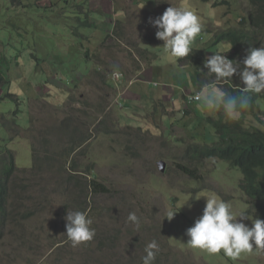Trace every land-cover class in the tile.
<instances>
[{
	"label": "rangeland",
	"instance_id": "rangeland-1",
	"mask_svg": "<svg viewBox=\"0 0 264 264\" xmlns=\"http://www.w3.org/2000/svg\"><path fill=\"white\" fill-rule=\"evenodd\" d=\"M40 1L42 6L52 2L54 12L68 16L73 25L76 19H71V13L76 7L85 11H91L92 7L82 2L86 0ZM142 1L113 0L116 9L108 3V22L113 26L118 20L120 28L126 29H119L127 38L124 44L101 47L100 40L94 38L95 29L92 31L81 26L83 33L91 38L84 44L95 55L93 61L82 59L75 53L65 55L64 60L69 67L80 63L78 69H81L66 77L65 80L74 85L66 96L59 89L45 86L55 83L56 79L52 76L48 79L42 71L36 72L33 58L36 55V61H41L52 57L50 54L43 57L39 53L42 44L50 47L56 42L68 50L77 51V45L68 46L61 38L56 41L57 34H62L66 41L74 36L68 30L71 25L68 29L61 27L56 23L63 21L54 16L50 21L45 19L43 8L36 7L26 12L27 9L17 6L16 0H0V52L10 56L8 62L0 63V67L10 78L7 92L15 95L0 99V147L14 151L18 167L29 168L33 162L32 140L40 160H48L57 167L41 169L39 174L42 178L32 177L29 170L21 171L12 181L9 217L1 226L0 264H142L144 248L153 239L160 246L154 264H264V252L254 250L233 260L226 257L223 251L210 254L187 243L189 237L186 230L202 215L210 194L231 203L234 209L246 211L249 220L243 222L249 227L251 219L258 218V215L256 209L246 203L247 196L240 189L241 171L230 167L226 161L207 159L194 165L193 161H189L191 169L200 174L198 180L177 169L175 163H187L186 159H182L186 145L203 142V129L195 133L194 126L198 120L190 110L186 112L182 107L179 92L175 96L177 100L167 105V114L161 115L166 102L158 104L162 101L160 93L168 92L163 85L172 86L169 94L178 87L171 84V77L158 78V66L147 70L153 80L147 82L145 76L132 80L136 78L135 67L149 64L140 60L138 50L128 43L151 36L156 29L149 23L150 18L155 19L151 14L161 16L164 12L155 8L150 14L147 10L153 9L154 0ZM164 1L158 0L157 6L164 8L186 4L199 15L203 28L192 45L198 48L208 43L209 36L216 29L243 14L238 7L244 12L246 5L245 0H230V4L220 2L215 5L214 2L220 0ZM22 2L34 3L35 0ZM106 17L95 11L93 13L97 21ZM116 24L114 31L117 30ZM102 31L103 26H100L99 35ZM149 40L153 43L158 41L157 38ZM141 45L149 50H158L148 40H143ZM158 53L159 59L152 64H162L170 72H186L177 70L183 61L171 57L163 47ZM110 55L116 57L113 62ZM173 59L177 60L174 66L170 64ZM116 70L123 73L119 80L111 77ZM45 72L49 73L50 69ZM129 80L134 82L135 89H131L135 95L133 99L147 106L145 112L149 116L145 117V123L136 121L140 112L122 111L115 105L99 117L98 106L105 110L111 103L109 98L115 96ZM123 89L126 93V88ZM4 94L5 90L0 89V96ZM194 103L190 105L192 109ZM196 114L199 117L200 110ZM30 121L33 131L25 134L24 130L32 126ZM15 123L20 129L13 127ZM205 127L214 132L210 124H205ZM48 128L49 137L44 132ZM72 130L79 135L76 139L69 137ZM81 141H84L82 146H69ZM160 163H163V170H160ZM93 177L107 190H88V183ZM57 179L62 181L57 189L47 185V182ZM17 193L24 198L14 196ZM37 195L44 197L39 200ZM83 200L81 209L90 210L96 235L92 241L72 247L65 234V216ZM29 209H34L35 214L21 216ZM169 210L177 212L171 220L166 218ZM130 212H136L140 218L139 230L127 220Z\"/></svg>",
	"mask_w": 264,
	"mask_h": 264
},
{
	"label": "trees",
	"instance_id": "trees-1",
	"mask_svg": "<svg viewBox=\"0 0 264 264\" xmlns=\"http://www.w3.org/2000/svg\"><path fill=\"white\" fill-rule=\"evenodd\" d=\"M82 2L90 6L89 0ZM157 2L158 0H154L155 5L153 9L147 10L150 14L155 8L159 11H165L166 8L169 7L166 6L164 8H160L157 6ZM161 2L164 3L165 1L161 0ZM220 2H226L229 4L231 3L230 0H220L214 2V5L219 4ZM245 2L246 5L244 7V12L240 7H238L243 14H239L237 18H235L233 21H230L229 24H225L223 26L225 28L221 27L216 29L217 31L212 36H209L210 40L208 43L200 46L199 48L195 46L193 47V51L190 53V55L184 58H178V61H183L182 64L185 63L195 68V74L192 76V78L198 89H201L205 84L214 86L215 76L214 74L209 75L207 73L208 69L204 67V62L208 57L217 51L224 52L228 59L235 60L238 63H241V66H243L242 61L247 54V49L250 46L255 48L264 46V0H245ZM16 4L17 6H21L23 9H27L26 12H29L31 9H35L36 7H38V9L43 8L44 13L42 16L45 19L50 21L52 16H54L56 19L63 21V23L59 21L56 23L60 24L61 27H66L68 29L69 25H71L70 29L68 30L72 31L74 36H72L69 41H66L63 39L62 34H57L56 41L57 39L61 38L64 44L68 46L69 44L77 45V51L68 50L63 45H57L56 42L50 47H46L45 44H42L39 47V53H41L43 57H48L47 54H50L52 57L49 56V58H44L41 61H36V55H34L33 58L36 72L42 71V73L45 74L48 79L49 76H52L56 79L55 83L46 84L45 86H47L49 89L55 87L61 89L60 84H62L67 87V89L63 88L61 92H64L68 95L71 90L68 88V86L73 89L74 85L69 83L70 80L65 79L68 75L77 71L80 63H78V65L74 64L69 67L64 60L65 55L68 53L79 54L82 59H87L88 61H93L92 57L95 55L94 53L89 52L88 47H86L84 44V41L91 39L90 35L83 33L84 29L81 28L82 25H84L85 29H91L92 31L96 28L95 19L93 18V7H90L91 11H85L80 7H76L77 10L75 8V12L71 13V19H76V22L73 25L72 20L68 19V16L57 15L54 12V9H52V2L50 5L42 6L40 0H35L34 3H23L22 0H16ZM151 17L156 18L159 16L151 14ZM227 20L229 19L227 18ZM119 22L120 21L116 20L117 30H113L114 32L112 33L114 34L113 36L118 39L117 42L119 44H124L127 38L124 36V34H121V31H119V29L122 30V28H120ZM236 22H238V26H235ZM57 27L58 26H56V28ZM153 28L155 27L153 26ZM156 31L157 29L153 30L151 36H148L147 38L143 36L144 39L128 43L131 44L135 50H138L137 57L140 60L142 59V61L147 64L159 59L158 51L163 47L164 42L162 40L158 39L156 43H153L149 40L156 39ZM143 40H148L152 45L157 47L158 50L154 51L141 47L140 42ZM100 46L104 47V45ZM214 46L216 47L214 48ZM229 47L231 48L228 51ZM8 58H10V56L7 53L3 51L0 52V63L8 62ZM115 59V56L110 55V60L112 62ZM48 68L50 69L49 73L45 72V70ZM9 80L10 78L4 74L0 67V89L2 91L5 90V94L0 96V99L15 96L14 94L7 92L10 84ZM74 80L75 79H73V81ZM221 86L232 94H239L240 88L244 87L237 74L233 75L231 81L228 83H222ZM187 110H189V108ZM11 120L14 119L12 118ZM67 122L70 125V122ZM30 123L32 125L31 121ZM205 124H210L214 132L211 133V130L207 129ZM3 125L8 127L6 124ZM13 127L20 129L16 123L13 124ZM32 128L33 125L25 129L24 133L30 134L33 131ZM201 130L204 136L203 142H192L186 145L182 159H186L187 163H175L177 169L186 175L188 174L192 179L198 180L200 174H198V172H196L194 169H191L192 166H189V161H193L192 165L202 164L203 161L207 159L226 161L230 167L237 168L241 171L242 179L240 183V189L247 196L246 203L256 209L259 219L264 220V92L253 95L249 109L243 112L239 119L230 121L223 115L222 111L217 112L215 116L209 115L202 118L201 121H198L197 125L195 126V133ZM44 132L49 134L47 137L51 135L50 128L44 130ZM76 132V130H72L69 137L76 139L79 136L78 134L76 135ZM83 142L84 141H81L77 144L73 143L72 145L69 144V146L73 148L82 146L84 144ZM31 146L33 162L32 166L29 168L18 167L16 165L14 151L7 147H0V234L2 232L1 226L6 223L9 217L8 205L10 201L11 184L12 181H14L19 176L18 173L29 170L31 172L29 175H32V177L38 176L39 178H42V176L39 174L41 169L56 167L55 164L48 160L43 162L40 160L39 154H37L34 147L36 144L32 140ZM74 151L75 149H73L72 152ZM91 174L93 176L95 175L94 172H91ZM34 183L38 184V181L34 180ZM61 184L62 181L59 179L54 180L52 183L47 182V185L54 189H57L59 186H61ZM88 190L94 192H104L107 190V188L93 177L90 183H88ZM14 196L20 199L24 198V196H22L20 193H17ZM43 197L44 196L37 195L39 200ZM84 201L85 200L79 201L75 210L82 211L81 207ZM34 214L35 210L29 209L25 211L24 215H20L23 217H29Z\"/></svg>",
	"mask_w": 264,
	"mask_h": 264
},
{
	"label": "clouds",
	"instance_id": "clouds-1",
	"mask_svg": "<svg viewBox=\"0 0 264 264\" xmlns=\"http://www.w3.org/2000/svg\"><path fill=\"white\" fill-rule=\"evenodd\" d=\"M149 23L157 29L156 38L164 42V51L175 58H184L190 55L193 51L194 40L203 28L199 15L186 4L169 6L161 16L155 19L150 18ZM242 65L235 60L228 59L222 51H217L208 57L204 62V67L208 69L209 75L214 74V86L205 84L201 89L193 88L191 94H188L190 92L185 93L186 106L190 107L192 103L201 101L203 108L210 113L222 111L230 121L239 119L242 113L249 109L253 95L264 92V46L260 48L250 46ZM234 74L239 76L244 85L240 88L239 94H232L221 86L222 83L231 81ZM113 75L119 77L117 79L119 80L123 73L116 70L111 75L114 79ZM126 85L122 86L121 91H124L123 88ZM60 87L59 91L65 88L62 84ZM68 88L72 90L70 86ZM55 89L58 88L55 87ZM61 93L66 95L64 92ZM194 96L195 99H190ZM109 99L111 103L105 110L98 106L99 117L107 112L112 105L117 108L124 107L119 95ZM187 109H185L186 112L189 111ZM89 211H67L65 234L72 247L90 242L96 235ZM175 213H177L175 210H169L166 218L171 220ZM127 220L139 230L141 221L136 212H130ZM244 220H249L246 211L234 209L231 203L215 194H210L206 198L202 215L194 221L193 226L186 230V235L189 237L187 243L194 249L204 250L210 254L223 251L226 257L233 260L240 258L243 253H253L254 250L264 252V220L252 218L250 227L243 222ZM159 251L160 246L155 239L147 243L144 248L145 255L141 258L142 264H154Z\"/></svg>",
	"mask_w": 264,
	"mask_h": 264
},
{
	"label": "crops",
	"instance_id": "crops-1",
	"mask_svg": "<svg viewBox=\"0 0 264 264\" xmlns=\"http://www.w3.org/2000/svg\"><path fill=\"white\" fill-rule=\"evenodd\" d=\"M109 2L112 3L113 6H114V9H116V3L113 2V0L112 1L111 0H89V3L92 5L94 11L97 14H99V15H107V17L105 19L101 18L98 21L95 20L96 28L94 30V32L96 34L94 36L95 40L99 39L100 40V44L99 45H104V46L109 45V44L110 45H114L115 42H116V44L118 43L117 42L118 39H116L113 36V33H112L113 32L112 30H113V28H114V26L116 24V21L113 23V26H112L111 22L110 23L108 22V9H107V7H108V3ZM131 6H133V4ZM100 26H103V31L99 35ZM111 26H112V28H111ZM122 30L125 31L126 29H122ZM140 46L143 47L141 45V42H140ZM143 48H146V47H143ZM176 61H177L176 59H173L170 64L172 66H174ZM155 66H158L160 68L159 75H158L159 79H162V77H164V76L165 77H171L173 79V80H171V84H174V85H176L178 87L177 90L172 91V94H169V90H170V88L172 86L167 84V83H166V85H163L164 88H166L168 92L164 93V91H162L160 93V96H162V101H159L158 104H162L163 102H166V104L163 103L165 105V108H164L165 110L161 114L162 116L167 114L166 111H169V109H168L169 106H167V105H169V102L172 103V101H176L177 100V97H175L177 92H179L180 95H181L182 104H183L182 107H184V109L190 108L189 109L190 112L193 113V115L196 117V119L198 121H200L202 118H204L206 116L211 115L210 113L207 112V110H205L203 108L201 101L195 102L196 104L194 103L195 104L194 109H192L191 107L186 106L185 99H184V94L188 93V92H191L192 88L198 89V87L195 85V83L193 81V78H192V76L195 74V69L193 67H191L190 65H188V64H185V63L181 64L180 63L179 64V69H177L178 71L186 70L187 73L186 72H177V71L170 72L169 68L163 66L162 64L155 65V64L150 63L146 67L145 66H142L141 68L135 67L134 69H137L135 71L136 78H134L132 80H136V79L140 78L141 76H145L147 82L153 80L154 79L153 76L150 74V71L147 72V70H150V69H152ZM162 68H165L166 71H164ZM166 73H167V75H162V74H166ZM147 76H148V78H147ZM132 80H130L127 83L126 87H125L126 90H127L126 93H124V91L119 90L118 92L115 93V96L119 95L120 99H123L122 102H123L124 107L120 108V110H122V111L127 110V111H133V112H135V111L140 112V114H141L140 118L137 119L136 121H142L143 123H145V121H144L145 117L149 116L145 112V108H147V106L140 105L137 100L133 99V97H135V95L131 91V89H135V87H133L134 82L131 83ZM198 91H200V90H198ZM197 110H200V113H201V114H199V117L196 114ZM160 119L162 121V118H160Z\"/></svg>",
	"mask_w": 264,
	"mask_h": 264
},
{
	"label": "built area",
	"instance_id": "built-area-1",
	"mask_svg": "<svg viewBox=\"0 0 264 264\" xmlns=\"http://www.w3.org/2000/svg\"><path fill=\"white\" fill-rule=\"evenodd\" d=\"M114 79H118L119 77H116L115 75H113ZM194 98L195 99V96L194 97H190V99Z\"/></svg>",
	"mask_w": 264,
	"mask_h": 264
},
{
	"label": "water",
	"instance_id": "water-1",
	"mask_svg": "<svg viewBox=\"0 0 264 264\" xmlns=\"http://www.w3.org/2000/svg\"><path fill=\"white\" fill-rule=\"evenodd\" d=\"M162 164H163V163H160V165H161V166H160V170H163V168H162Z\"/></svg>",
	"mask_w": 264,
	"mask_h": 264
}]
</instances>
